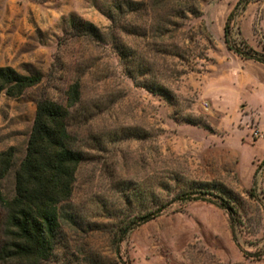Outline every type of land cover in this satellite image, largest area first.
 <instances>
[{
	"label": "rangeland",
	"instance_id": "obj_1",
	"mask_svg": "<svg viewBox=\"0 0 264 264\" xmlns=\"http://www.w3.org/2000/svg\"><path fill=\"white\" fill-rule=\"evenodd\" d=\"M120 1L0 0V66L40 75L0 95L4 197L36 103L67 106L78 83L67 128L82 161L39 264H264V64L223 37L238 2L228 44L264 56V0Z\"/></svg>",
	"mask_w": 264,
	"mask_h": 264
},
{
	"label": "trees",
	"instance_id": "obj_2",
	"mask_svg": "<svg viewBox=\"0 0 264 264\" xmlns=\"http://www.w3.org/2000/svg\"><path fill=\"white\" fill-rule=\"evenodd\" d=\"M239 4H235L226 18L224 42L239 57L264 64V56L247 45L232 47L228 44L230 21ZM135 5H138L135 1L122 0L116 7L121 10ZM80 24L88 32H93L89 22L80 21ZM39 81V74H22L10 66H0V95L4 93L17 98ZM68 97L67 106L46 98L36 103L24 156L13 170V195L6 198L0 190V264H39L47 260L54 250L59 209L70 197L74 174L82 161L80 153L73 148L75 139L67 128L68 106L78 100V83L70 87ZM13 158L12 147L0 151V180L13 169ZM261 164H264V159ZM201 195L200 192H185L181 198L197 200L202 199ZM216 198L218 205L233 217L235 208L232 203L221 196ZM157 214L158 211L142 215L130 228ZM259 251L257 258L264 256V241Z\"/></svg>",
	"mask_w": 264,
	"mask_h": 264
}]
</instances>
